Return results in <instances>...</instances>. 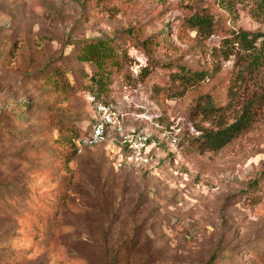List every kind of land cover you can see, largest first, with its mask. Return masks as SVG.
Masks as SVG:
<instances>
[{
  "label": "rangeland",
  "instance_id": "374dc122",
  "mask_svg": "<svg viewBox=\"0 0 264 264\" xmlns=\"http://www.w3.org/2000/svg\"><path fill=\"white\" fill-rule=\"evenodd\" d=\"M256 1L0 0V264H264V67L217 36L204 56L183 26L200 13L264 32ZM130 29L160 46L129 44L127 72L108 104L95 102L77 42ZM161 64L210 74L171 98ZM198 101L215 102L216 115ZM102 102L120 127L68 156L63 140L90 134ZM241 118L223 149L199 145ZM139 137L148 139L140 156ZM44 191L67 193L56 218L26 214Z\"/></svg>",
  "mask_w": 264,
  "mask_h": 264
},
{
  "label": "trees",
  "instance_id": "16d2710c",
  "mask_svg": "<svg viewBox=\"0 0 264 264\" xmlns=\"http://www.w3.org/2000/svg\"><path fill=\"white\" fill-rule=\"evenodd\" d=\"M254 7L257 14L264 17V0H257ZM183 26L186 30L196 32V46L204 56L209 57L213 54L214 48L208 47V41L211 37L217 36L219 42L223 44L224 50L237 49L244 51L249 55L250 63L255 68L264 67V32H251L245 29L227 30L211 15L200 13L183 20ZM129 44L141 48L146 53L160 46V43L153 39L140 40V37L131 29L121 32V36L113 39L91 38L77 42L75 58L80 62L91 65L94 69L89 76L90 82L87 91L95 102L104 100L108 104L107 98L112 91V82L127 72L129 65L127 48ZM161 67L172 73L171 80L166 82L163 87L171 98L185 95L188 90L205 81L210 74L207 70L193 69L187 65L161 64ZM146 72L147 69H143L141 74ZM214 103L208 104L206 101H198L197 108L201 109L203 113H208L214 117L216 115L214 110L217 109ZM244 126V118H241L226 127L211 129L204 132L198 139L200 141L199 145L208 151L223 149L241 135ZM84 135L78 134L77 131L74 134L75 140H63L61 145L68 149V156L77 152L75 148L77 141ZM73 141L74 144H72ZM73 147L75 148L74 151H72ZM66 161H69V159ZM67 197L65 192L44 191L33 194L31 199L25 203L28 208H26V214L56 218L59 210L66 203ZM9 203L7 204L9 208L17 205L13 199Z\"/></svg>",
  "mask_w": 264,
  "mask_h": 264
},
{
  "label": "built area",
  "instance_id": "2783aa9c",
  "mask_svg": "<svg viewBox=\"0 0 264 264\" xmlns=\"http://www.w3.org/2000/svg\"><path fill=\"white\" fill-rule=\"evenodd\" d=\"M98 111L101 115V119L95 123L90 134L84 135L77 141L78 145L91 147L100 145L106 139L108 127H120L119 117H117L116 113L110 106L99 103ZM147 141V137H139L136 141L134 150L137 152L138 156L148 148Z\"/></svg>",
  "mask_w": 264,
  "mask_h": 264
}]
</instances>
